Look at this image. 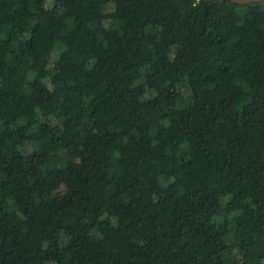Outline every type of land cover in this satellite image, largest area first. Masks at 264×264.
<instances>
[{
	"label": "trees",
	"instance_id": "1",
	"mask_svg": "<svg viewBox=\"0 0 264 264\" xmlns=\"http://www.w3.org/2000/svg\"><path fill=\"white\" fill-rule=\"evenodd\" d=\"M0 264H264V0H0Z\"/></svg>",
	"mask_w": 264,
	"mask_h": 264
},
{
	"label": "water",
	"instance_id": "2",
	"mask_svg": "<svg viewBox=\"0 0 264 264\" xmlns=\"http://www.w3.org/2000/svg\"><path fill=\"white\" fill-rule=\"evenodd\" d=\"M219 1H226V0H219ZM236 3H247V2H254V1H263V0H230Z\"/></svg>",
	"mask_w": 264,
	"mask_h": 264
},
{
	"label": "rangeland",
	"instance_id": "3",
	"mask_svg": "<svg viewBox=\"0 0 264 264\" xmlns=\"http://www.w3.org/2000/svg\"><path fill=\"white\" fill-rule=\"evenodd\" d=\"M53 56H56L57 57L56 53H54Z\"/></svg>",
	"mask_w": 264,
	"mask_h": 264
}]
</instances>
